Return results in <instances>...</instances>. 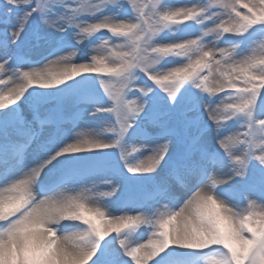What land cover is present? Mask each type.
Instances as JSON below:
<instances>
[{"label":"snow or ice","instance_id":"snow-or-ice-1","mask_svg":"<svg viewBox=\"0 0 264 264\" xmlns=\"http://www.w3.org/2000/svg\"><path fill=\"white\" fill-rule=\"evenodd\" d=\"M10 167L0 264H264V0H0Z\"/></svg>","mask_w":264,"mask_h":264},{"label":"rangeland","instance_id":"rangeland-1","mask_svg":"<svg viewBox=\"0 0 264 264\" xmlns=\"http://www.w3.org/2000/svg\"><path fill=\"white\" fill-rule=\"evenodd\" d=\"M80 3H83V0H79ZM136 3L140 4V5H144L146 3H150V2H155V0H135ZM170 4L173 6V7H191L193 4H196V3H207L208 0H169ZM131 7V4L130 3H126L125 4V10H129ZM133 15H135V13L133 12ZM92 22V21H90ZM190 23V22H189ZM209 27H212V25H209ZM191 38H194L191 37ZM213 37H208L207 40H212ZM119 42V41H117ZM261 43L262 41L260 39H257L256 43L253 45V47H255L257 50H261ZM223 46V45H222ZM94 46H88L87 45V41L85 40L84 44L82 45L81 49L80 50H77V55L80 56L82 53H87V55L90 57L91 55H94L95 52L92 50ZM63 55H66L67 52L65 53H62ZM37 59L39 57H36ZM219 58V57H217ZM79 62H86L85 60H80ZM42 66V65H41ZM27 70V69H25ZM11 70H9L10 72ZM202 75H207L206 72L202 73ZM5 79H7V77L5 76L4 77ZM71 81H69L70 83ZM102 91V90H100ZM218 96H220L221 98L224 97V93H217ZM65 116H66V121L68 122V126H71V122H74V121H77V120H80V114L75 112L73 108L69 107L67 110H66V113H65ZM42 119H45L44 116L41 117ZM89 121H87V119L85 118L82 122H81V126L76 129V131H90L91 129L89 128ZM47 126V125H45ZM243 129H239L237 128L235 125L229 123L227 125L226 128L223 129V131L221 132V136L222 137H227V136H232L238 132H242ZM13 169L10 167L8 168L6 171L5 170H0V176H6L8 175V173L12 172ZM227 171V170H225ZM106 178L104 175H99L97 177H95V180L97 181V183ZM225 177H221V179H224ZM84 186V185H82ZM86 186H91V182L89 181L87 183ZM110 190L109 187L107 185H104V184H99V188H98V191H108ZM154 197V193L150 190H146L145 191V194H144V198L146 201H150L152 200ZM109 198H104L105 201H107ZM118 214H123V213H118ZM128 214H131V215H135L136 213L135 212H129ZM182 251H188V250H182ZM190 264H202V258L199 256V255H195L193 257V259L191 260Z\"/></svg>","mask_w":264,"mask_h":264}]
</instances>
